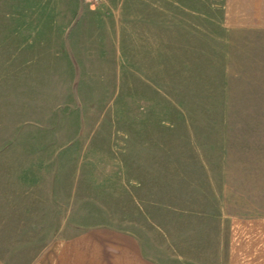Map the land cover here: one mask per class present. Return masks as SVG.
<instances>
[{
  "label": "rangeland",
  "instance_id": "obj_1",
  "mask_svg": "<svg viewBox=\"0 0 264 264\" xmlns=\"http://www.w3.org/2000/svg\"><path fill=\"white\" fill-rule=\"evenodd\" d=\"M251 2L37 0L54 13H37L35 53L0 56L21 96L0 98V264L99 227L166 264H224L228 219L264 215Z\"/></svg>",
  "mask_w": 264,
  "mask_h": 264
},
{
  "label": "crops",
  "instance_id": "obj_2",
  "mask_svg": "<svg viewBox=\"0 0 264 264\" xmlns=\"http://www.w3.org/2000/svg\"><path fill=\"white\" fill-rule=\"evenodd\" d=\"M252 6L264 7V0H251ZM56 13L58 10L55 11ZM37 13L51 15L54 12H37V0H0V56L4 54L30 55L35 53L37 37ZM64 13V12H62ZM67 13L72 17L75 10ZM48 31V30H46ZM10 40L5 46L4 40ZM6 49V50H5ZM16 70L30 71L27 64H15ZM4 64H0V70ZM13 68V67H12ZM0 78V98H20L18 89L5 97ZM26 94L30 98L29 76ZM224 264H264V215L231 217L227 221ZM178 253L170 258L172 264H193L181 260ZM33 264H166L149 255L141 238L132 232L99 227L77 234L74 238L55 242L48 246Z\"/></svg>",
  "mask_w": 264,
  "mask_h": 264
}]
</instances>
